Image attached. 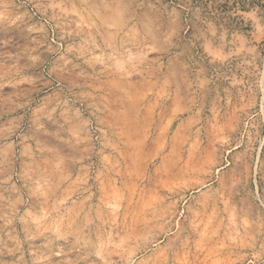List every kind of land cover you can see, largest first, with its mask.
<instances>
[{
  "label": "rangeland",
  "instance_id": "obj_1",
  "mask_svg": "<svg viewBox=\"0 0 264 264\" xmlns=\"http://www.w3.org/2000/svg\"><path fill=\"white\" fill-rule=\"evenodd\" d=\"M0 264H264V0H0Z\"/></svg>",
  "mask_w": 264,
  "mask_h": 264
}]
</instances>
